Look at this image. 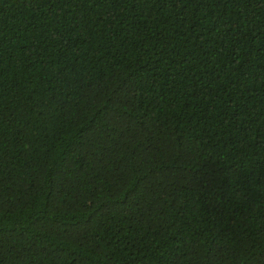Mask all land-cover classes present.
<instances>
[{
    "label": "trees",
    "instance_id": "obj_1",
    "mask_svg": "<svg viewBox=\"0 0 264 264\" xmlns=\"http://www.w3.org/2000/svg\"><path fill=\"white\" fill-rule=\"evenodd\" d=\"M0 264H264V0H0Z\"/></svg>",
    "mask_w": 264,
    "mask_h": 264
}]
</instances>
